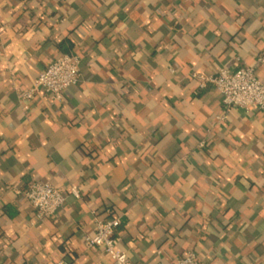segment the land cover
Masks as SVG:
<instances>
[{
    "label": "crops",
    "instance_id": "obj_1",
    "mask_svg": "<svg viewBox=\"0 0 264 264\" xmlns=\"http://www.w3.org/2000/svg\"><path fill=\"white\" fill-rule=\"evenodd\" d=\"M69 52L82 80L25 109ZM260 55L264 0H0V264H112L85 245L95 214L121 220L131 264H264V111L226 109L191 76L264 81ZM33 180L66 197L56 216L36 219Z\"/></svg>",
    "mask_w": 264,
    "mask_h": 264
},
{
    "label": "built area",
    "instance_id": "obj_2",
    "mask_svg": "<svg viewBox=\"0 0 264 264\" xmlns=\"http://www.w3.org/2000/svg\"><path fill=\"white\" fill-rule=\"evenodd\" d=\"M259 64H264V55L257 58ZM200 88L213 86L221 95L222 104L226 109L238 108L244 111L257 109L264 111V81H262L255 66H240L234 69L222 67L216 75L192 73ZM82 80L81 59L73 52L65 53L52 61L35 77L30 88L23 94L25 109L36 94L43 92L51 95L59 103L64 101L65 92ZM227 114L217 117V124L227 120ZM205 141L199 142L203 148ZM35 212L37 220L56 216L63 208L66 197L49 182L33 180L21 193ZM71 194L80 198L76 187L71 188ZM121 225L119 218L103 219L95 214L94 234L86 236L87 248H101L111 259L112 264H131L126 252L118 249L115 235ZM58 264H69L62 260ZM164 264H199L197 254L189 251L184 257Z\"/></svg>",
    "mask_w": 264,
    "mask_h": 264
}]
</instances>
